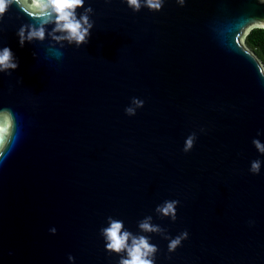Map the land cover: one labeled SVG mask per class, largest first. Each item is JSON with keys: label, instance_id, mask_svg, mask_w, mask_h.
<instances>
[{"label": "water", "instance_id": "water-1", "mask_svg": "<svg viewBox=\"0 0 264 264\" xmlns=\"http://www.w3.org/2000/svg\"><path fill=\"white\" fill-rule=\"evenodd\" d=\"M89 2V42L59 52L19 45L29 17L15 5L0 20V46L19 59L0 73V107L15 120L0 146V264H73L68 253L115 264L99 233L106 217L137 231L147 214L172 235L189 231L172 253L151 234L156 264H264V165L248 171L264 129V65L244 35L264 4L166 0L134 12L124 0ZM132 96L145 103L129 116ZM165 198L180 201L175 221L154 211Z\"/></svg>", "mask_w": 264, "mask_h": 264}, {"label": "clouds", "instance_id": "clouds-1", "mask_svg": "<svg viewBox=\"0 0 264 264\" xmlns=\"http://www.w3.org/2000/svg\"><path fill=\"white\" fill-rule=\"evenodd\" d=\"M165 2L166 0H124V3L134 12L142 7L150 11H159ZM176 2L179 5L185 4V0H176ZM259 3L264 4V0H259ZM13 5L29 17L16 29L18 43L21 47L25 42L47 41L49 50L59 52L66 44L79 47L89 42L91 30L95 24L92 19L94 9L89 0H0V20ZM255 27L264 29V17L250 19L244 29V35ZM33 55L36 53L34 52ZM18 65L19 59L13 49L6 44L0 46V73L10 74ZM144 103V98L132 96L130 102L125 105L124 112L133 116L137 109L143 107ZM14 126L15 120L10 108L0 107V146L9 143ZM205 130V126L201 125L199 131L204 132ZM262 135H264V129L258 128L256 136L252 137L251 143L260 154L250 161L248 171L252 174H259L264 165V140L260 139ZM197 137V131L189 132L184 138L182 151H191ZM179 203L178 198H165L156 204L154 211L161 218L168 217L175 221ZM252 223L254 221L250 219L249 224ZM137 229V231L131 230L122 218L113 215H108L106 224L99 228L106 252L110 255L115 253L118 256L115 264H156L159 246L152 241L151 234L153 233L167 240L168 253L174 252L189 237L187 228L172 235L166 227L154 222L152 214L140 218L137 221ZM48 231L54 234L57 228L52 225ZM9 255H12L11 250H9ZM67 259L74 264L76 258L72 253H68Z\"/></svg>", "mask_w": 264, "mask_h": 264}, {"label": "trees", "instance_id": "trees-1", "mask_svg": "<svg viewBox=\"0 0 264 264\" xmlns=\"http://www.w3.org/2000/svg\"><path fill=\"white\" fill-rule=\"evenodd\" d=\"M245 43L264 65V29L253 28L245 36Z\"/></svg>", "mask_w": 264, "mask_h": 264}]
</instances>
